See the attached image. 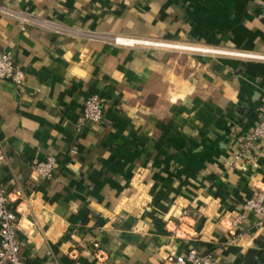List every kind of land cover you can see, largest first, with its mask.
<instances>
[{"label":"crops","instance_id":"obj_1","mask_svg":"<svg viewBox=\"0 0 264 264\" xmlns=\"http://www.w3.org/2000/svg\"><path fill=\"white\" fill-rule=\"evenodd\" d=\"M3 52L24 74L0 80V183L19 193L25 264H167L191 250L244 264L264 250V223L243 210L264 197V143L244 145L264 60L228 54L264 56V0H0ZM92 95L102 121L80 125ZM48 156L42 181L30 163Z\"/></svg>","mask_w":264,"mask_h":264},{"label":"built area","instance_id":"obj_2","mask_svg":"<svg viewBox=\"0 0 264 264\" xmlns=\"http://www.w3.org/2000/svg\"><path fill=\"white\" fill-rule=\"evenodd\" d=\"M23 27V25L21 26ZM114 43L121 46L143 45L152 47H164L176 50L199 51V52H216L210 49H201L192 46H183L178 44L140 41L128 38H114ZM233 56L246 57L251 59L264 60V56L250 54L228 53ZM24 74L15 63L13 56L8 52L0 53V80L10 82L15 85H21ZM103 109L101 101L94 95L86 98L82 104L79 116L80 125L92 126L102 121ZM264 143V110L257 123L249 128L244 137V145L248 149L256 144ZM240 156V155H238ZM56 161L54 157L48 156L43 160L33 159L30 163L35 176L42 180L48 181L53 177ZM19 194L18 192L9 191L0 183V264H25L20 253V243L16 239L19 220L15 209L10 207L11 195ZM20 197L17 196L18 200ZM263 193L256 192L253 196L245 201L244 211H253L260 221L264 223V204ZM167 264H216L210 254H200L196 250H191L185 255H174L168 259Z\"/></svg>","mask_w":264,"mask_h":264},{"label":"trees","instance_id":"obj_3","mask_svg":"<svg viewBox=\"0 0 264 264\" xmlns=\"http://www.w3.org/2000/svg\"><path fill=\"white\" fill-rule=\"evenodd\" d=\"M256 257L260 259V263H257ZM244 264H264V250L259 252L252 250L248 252L244 258Z\"/></svg>","mask_w":264,"mask_h":264}]
</instances>
